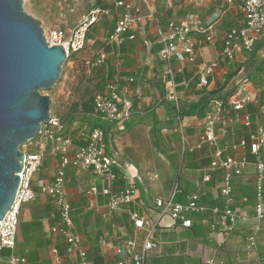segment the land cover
<instances>
[{"label": "built area", "instance_id": "built-area-1", "mask_svg": "<svg viewBox=\"0 0 264 264\" xmlns=\"http://www.w3.org/2000/svg\"><path fill=\"white\" fill-rule=\"evenodd\" d=\"M158 0H114L105 6L96 4L91 7L89 14L66 36V31L56 28L51 32L49 45H64L69 56L83 51L88 45L91 27L100 19L112 17L115 19L114 30L103 41L105 47L93 57L85 59L87 67H108V47L119 51L130 41L141 37L142 43L149 51H157V59L163 63L164 94L157 96L158 104L171 103L175 109L173 133L177 134L183 155L186 152L200 150L209 145L213 147L211 161L207 174L203 178L206 183L212 179L214 172H223L221 194L223 206H207L200 202L201 193L192 192L187 197V202L176 201L178 184L174 191L166 197L153 198L151 207L157 212L158 217L153 220L147 214H141L136 208L139 196V177L128 174L130 164L125 163L117 156L113 149L111 136L114 128L132 119L138 113L134 100L129 96V86L136 82L133 76L124 80L115 74L107 78L103 91L98 92L93 99V109L88 115L92 127L87 135L84 145L76 146L69 135L68 127L55 116L51 121L43 124L38 144L42 145L40 151H24L25 163L20 173L21 183L17 197L10 211L1 222L0 249L9 253L10 264H28L25 257L15 253L16 238L19 230L21 208L24 204L34 201L37 193L33 188L34 175L44 165L47 154L57 161V171L54 179L44 183L40 192L49 196L54 204L55 212L52 218L56 224L52 231L55 235L63 237L66 242L65 257H61L57 248L52 249L54 261L52 264H64L66 259L70 264H94L89 257L84 245L83 236L77 230L73 221L71 203L67 192L69 167L92 171L101 182L98 188L94 185L88 192L107 196V207L111 211H122L129 214L134 224L135 232L128 238L121 239L114 248L118 257L117 264H148L149 254L160 248L161 242L155 238V231L160 226V221L168 217L173 223H180L184 227H192L191 216L211 210L213 215L212 229L224 226V230L232 232L238 222L256 221V224L247 237L252 249L258 248L259 233L264 232V93L248 87V82L235 86L233 95L215 99L212 110L200 119L202 123L198 133V142L190 144L187 134L185 118L180 114L182 102V89H188L190 84L197 81L196 88H207L215 81L216 71L220 68L221 61H240L250 59L256 46L264 36V0H180L181 9L186 13L177 16L174 12V2L169 0L166 10L171 17L163 20L159 17L156 3ZM216 1L219 9L213 18H205L197 12L198 7L205 3ZM235 8L241 22L236 27L228 29L220 41L215 39L214 26L220 18L223 9ZM154 28V38L149 37V28ZM201 41L216 45L220 49L216 59L211 62L198 63ZM191 65L192 77H187V65ZM243 68L238 72H242ZM238 74V75H239ZM182 76L181 80L178 77ZM235 77L230 81L234 82ZM126 82V84L123 83ZM228 83V84H230ZM227 84V86H229ZM230 87V88H231ZM231 88V89H232ZM139 95L138 90L135 91ZM257 106V115L253 121V113L248 105ZM241 124L247 129V135L232 144H219L220 137L228 136L232 127ZM109 128V129H108ZM33 141L30 140V143ZM50 148L46 151V146ZM253 167L255 174L254 188V215L252 218L234 207L233 179L245 173L248 167ZM124 173L125 183L118 184ZM264 261V258L262 259Z\"/></svg>", "mask_w": 264, "mask_h": 264}, {"label": "crops", "instance_id": "crops-1", "mask_svg": "<svg viewBox=\"0 0 264 264\" xmlns=\"http://www.w3.org/2000/svg\"><path fill=\"white\" fill-rule=\"evenodd\" d=\"M197 9V12L203 17L213 18L220 8H218L217 2L213 1L205 3L202 7H198ZM182 10L184 11V9ZM223 10V13L234 10L239 18L237 25L240 24L241 17L235 8L230 7ZM185 12L186 11H184V13ZM148 32L149 37L153 39L155 36L154 28L150 27ZM263 38L264 36H262L260 40L263 41ZM202 44L203 43H201V45ZM217 48L220 49V45ZM159 49L160 45H156L154 51H149L144 43H142L141 37H139L136 41L128 42L121 50L123 51L121 54L123 57L122 60L123 62L125 60L129 62V66L121 64V67L117 68L115 74L121 76L122 80L130 76L136 78V82L129 86L128 94L131 98L136 95L135 91L137 90L136 86L139 84L138 81L144 76H147L149 79H155V82L158 83L160 89H162L161 84H163V82L160 83L159 79L163 76V63L157 59V51ZM205 49L209 50L208 57L205 54ZM258 50L260 49H257L256 54ZM218 51L219 50H216L213 44H208L204 47L200 46L198 63L215 60ZM156 65H160L159 70L156 69ZM191 70L192 67L188 64L186 73L188 78L193 76V71ZM226 72L227 71L223 68L216 71L215 81L210 86L211 89L216 88L217 82L221 81L220 76H224ZM179 77L183 78L182 76ZM123 83L126 84L125 81H123ZM149 84H153L152 81ZM248 87L253 90H259L251 82L248 83ZM195 89L200 90L196 87ZM153 90L154 92L147 90L150 92V96L145 97L146 99L157 97L158 92L155 91L156 89L154 88ZM182 91L184 92L183 89ZM159 94H163L161 90ZM140 98L141 94L138 96V99ZM133 100L134 106L138 111L135 103L136 100ZM160 107L165 108L166 111L170 113L165 117V121L174 127L175 109L173 106L171 104L169 105V103H164L161 104ZM138 115L139 112L136 116ZM190 117H193V119H188ZM190 117L185 118V124L187 125V134L190 144H194L198 142V133L202 123L198 117ZM112 128L116 130L120 128V124L111 125L110 129ZM88 134L89 132L86 133L84 128L81 135L85 137V140ZM172 134H175L173 133V129ZM247 134V129L245 127L241 124H236L232 127V131L228 136L223 138L220 137L219 144L221 146L226 143L232 144L240 140L241 136ZM76 146L77 145H75V147ZM47 148L50 147L46 146V149ZM212 150L213 147L207 145L200 150L188 151L183 155L184 159L182 162L184 163L187 161V166L184 171L185 174L183 176L181 175L177 182L178 190L180 191L176 195V201L186 203L187 197L192 194V192L200 190L201 203L208 207L223 206V196L220 189L223 172H214L212 173L213 176L210 181L206 183L203 182V178L208 173L207 169L211 161L210 155ZM130 172L131 166L128 174H130ZM42 173H44V171L40 169V171L34 175L33 188L37 193V198L22 206L18 225L19 230L16 238L17 247L15 253L25 257L29 264H52L54 261L52 254L53 248H57L61 257H65L66 242L63 237L61 238V236L55 235L52 231L57 223L56 220L52 218V214L55 212L54 204L49 196L40 192L41 186L46 182L52 181L55 176L42 178L40 177ZM255 174L256 171L250 166L246 169L244 174L233 179V205L238 211L243 212L250 218L253 217L255 205ZM120 175L122 178L118 181V184L123 185L125 183L123 178L124 173L121 172ZM67 176L66 189L71 203L73 219L76 221V224L75 222L74 224L83 236L88 255H100L103 257L102 264H117L118 257L114 254L115 246L121 239L131 236L135 232L134 225L130 218L128 217L127 222L124 221L123 214L127 215L128 213L111 211L107 207V196L88 192L94 185L98 188L101 186V182L92 171L81 170L71 166L68 169ZM86 178H90L91 180L89 182L85 181ZM83 185L87 186L88 190L86 188L82 189ZM151 203L152 200H147L139 195L136 208L141 214H147L153 220H156L158 214L150 206ZM198 215L201 216L199 217ZM191 218L195 220V223H193L195 231L182 226L180 223H173L168 217L160 221V226H158L159 229L156 232V238L161 242L160 248L149 254L148 264H264L262 260L264 258V232L262 231L259 233L258 248L256 250L249 246L247 240V236L251 234L256 221H252L251 219L249 222H238L236 229L232 232H228L224 230V226L218 227L216 231H213L211 227L213 223L211 210L193 214ZM127 226L133 229L131 235L129 234L130 229H128ZM0 264H10L7 255L0 253ZM64 264H70L69 260L66 259Z\"/></svg>", "mask_w": 264, "mask_h": 264}, {"label": "rangeland", "instance_id": "rangeland-1", "mask_svg": "<svg viewBox=\"0 0 264 264\" xmlns=\"http://www.w3.org/2000/svg\"><path fill=\"white\" fill-rule=\"evenodd\" d=\"M107 1L112 0H101V2L97 0H23V8L26 13L41 22L40 26L44 30L46 40L51 41L53 30H56V28L63 29L66 31V36H70L73 28L89 14V10L94 4H102ZM168 1L158 0L156 3L159 10L158 15L163 20L171 17V13L166 10ZM180 6V0L174 2L173 9L177 16L184 15L182 14L184 11ZM238 21L239 18L234 10L224 12L215 22V39L221 42L225 32L229 29L228 23L237 25ZM109 25L110 23H107L106 19H101L92 26L89 34L90 40L86 48L66 59L60 79L52 88H42L40 90L41 94L48 95L51 99V115L67 126L72 124L73 130H75V127L80 128L75 134V137L78 138L82 136L81 134L88 120V117H82L83 104L91 102V99L102 90L107 80L108 70L110 72L114 68L116 71L123 64V57L121 56L123 51L109 47L108 67L102 66L90 69L87 67L85 59L93 57L104 48L103 41L107 36ZM262 40L258 45L260 50H258L256 56L259 61L264 60V38ZM201 42L204 43L205 41ZM220 42L215 45L216 50H219L217 47L221 44ZM205 54L207 57L209 56L208 49H205ZM240 64H244L242 72L238 75V78L241 79L248 75L250 64L248 61H238L235 68H238ZM159 68L160 65H156V69L159 70ZM220 78L222 84L224 76L221 75ZM152 79L147 76L139 79V84L136 87L141 94V98L138 99L140 94L132 96V99L136 100L139 115L120 124V128L114 130L111 136L113 149L116 151L117 156L123 161L129 162L131 166L130 174L133 180L135 177L140 178L138 183L139 195L150 201L153 198L171 194L180 176L185 174L184 171L187 166V161L182 162L184 157L179 144L180 140H178L176 134H172V127H169L170 125L165 121V117L170 113L165 108L160 107L161 104L157 103V97L145 98L150 96V90L154 92L153 88L156 89L158 95L160 93L161 89L158 83L155 82V79ZM151 81L153 84H149ZM233 85L234 82L230 83L224 91H230ZM195 93L194 90L188 93L184 90L182 101L187 102L198 99L199 96ZM188 119H193V117ZM80 123H84V127H79ZM39 140L40 138L37 136L31 140L32 143L28 141L26 145L21 146V150L40 151L42 145L37 143ZM48 145L50 147V144ZM48 150L49 148L46 149L47 152ZM171 156L174 157V161ZM45 160L41 171H45L48 176H53L57 168V162L52 160L49 154L46 155ZM90 180V178L85 179L88 182ZM85 188L88 190V187L83 185L82 189Z\"/></svg>", "mask_w": 264, "mask_h": 264}, {"label": "water", "instance_id": "water-1", "mask_svg": "<svg viewBox=\"0 0 264 264\" xmlns=\"http://www.w3.org/2000/svg\"><path fill=\"white\" fill-rule=\"evenodd\" d=\"M40 23L23 0H0V226L21 183V146L51 121V99L40 90L58 82L69 57L64 45L48 44Z\"/></svg>", "mask_w": 264, "mask_h": 264}, {"label": "trees", "instance_id": "trees-1", "mask_svg": "<svg viewBox=\"0 0 264 264\" xmlns=\"http://www.w3.org/2000/svg\"><path fill=\"white\" fill-rule=\"evenodd\" d=\"M97 1L101 2V0H97ZM96 4H94V5H96ZM106 4H107V2L99 4V5L105 6ZM182 14H184V13H182ZM102 19H106L107 23L108 22L110 23L109 30L107 32V35H108L115 28L114 27L115 19L112 18V17H105V18H102ZM228 25H229L230 28L237 26V25H235L233 23H228ZM89 34H90V32H89ZM88 38H89V35H88ZM205 45H208V43L204 42L200 46L204 47ZM258 45L256 46L254 52H252L251 55H249L250 59L247 60L249 62V64H250V67H249L248 72H247L248 75L245 78L236 79L234 81V85L235 86L237 85V87H238V85H240V84H243V83H246V82H248V83L251 82L254 86H256L259 89L260 95H262L264 93V60L263 61H259L258 57H256L257 56L256 51H257V49H259ZM200 46L198 44L196 46V48L198 49ZM108 48H107V50H108ZM258 61H259V63H257ZM236 63H237L236 61H221L220 69L223 68L226 71L227 70L228 71L225 74L223 73L224 74V79H223L222 84L220 83V81H218L217 85H216V88H214L212 90H208L206 87L203 88V89H200V90H196L195 87L197 85V81L192 82L190 84L189 88L185 90V92L188 93L189 91L191 92V90H194L196 92L195 94H197L199 97H198V99L190 100L189 102H181L180 114L182 115V117L187 118V117H190V116H195V117H198L199 119H202L203 117H205L207 112L212 110L211 104H212V102L215 99L222 98V97L226 98V97H229V96L233 95L235 90H236L235 87H234V89L233 88L230 89V91H224V89L228 87L227 84H228L229 81H231L232 79H234L235 77L238 76V74H239L238 72L242 69V67L244 65V64H240V66H238V68H235ZM123 64H124V66H129V62H127L126 60L123 62ZM126 74H128V73H126ZM113 75H115L114 68L110 72L108 70L106 77L107 78H113ZM181 79L182 78L178 77V80H181ZM161 85H162L161 86V88H162L161 92L164 94V92H163V84H161ZM104 86H103V88H104ZM103 88H102L101 91H103ZM93 99H94V97L91 99V102H89V103L86 102V103L83 104V106H82V110H83L82 117L83 118H85V117L87 118L88 115L91 113V111L93 109ZM170 104L171 103H169V105ZM248 109H249L250 112L253 113L252 119L254 121L255 118H256V115H257V106H254V105L250 104V105H248ZM175 115H176V112H175ZM83 125H84V123H80L79 127H84ZM89 126L92 127V123H90V120H87V123L85 124V132L86 133L90 132ZM171 126L172 125H170L169 127H171ZM67 127H68V132L67 133L69 135H71L75 145H77V146L84 145L85 144V137H83V136H81L80 138L75 137L76 131L78 132V129H80V128H76L75 127V130H73L72 129V124L70 126H67ZM172 129H173V126H172ZM172 129H171V132H172ZM179 144H180V141H179ZM50 157H51L52 160L56 161L55 158L52 157L51 155H50ZM171 157L173 158V161H174V157L173 156H171ZM45 159H46V156H45L44 160ZM45 161H44V163H45ZM47 176H48V174L45 171H44V173L40 174V177H42V178L43 177H47ZM253 215H254V213H253ZM198 216L200 217L201 215H198ZM123 217H124V221L127 222V219L129 217L128 214L127 215L123 214ZM73 221H74V219H73ZM74 222L76 224V221H74ZM193 222L195 223V220ZM127 228L130 229L129 230V234L131 235L133 233V229L130 226H127ZM187 228L190 229V230H194L195 231L194 224H193L192 227H187ZM158 229L159 228L157 227L156 231H155V238H156V232L158 231ZM126 238H128V236ZM0 253L3 254V255H8L9 254L7 251H3V250H0ZM89 257L91 259H93L94 264H102L103 263V257H101L98 254H96L95 256L94 255L92 256L91 254H89Z\"/></svg>", "mask_w": 264, "mask_h": 264}]
</instances>
